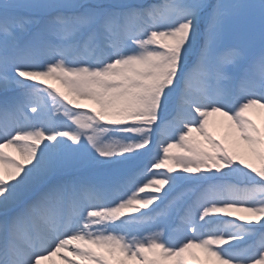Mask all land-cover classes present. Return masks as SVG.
<instances>
[{
    "label": "snow or ice",
    "instance_id": "6c2138e0",
    "mask_svg": "<svg viewBox=\"0 0 264 264\" xmlns=\"http://www.w3.org/2000/svg\"><path fill=\"white\" fill-rule=\"evenodd\" d=\"M54 257L264 264V0H0V264Z\"/></svg>",
    "mask_w": 264,
    "mask_h": 264
},
{
    "label": "rangeland",
    "instance_id": "374dc122",
    "mask_svg": "<svg viewBox=\"0 0 264 264\" xmlns=\"http://www.w3.org/2000/svg\"><path fill=\"white\" fill-rule=\"evenodd\" d=\"M54 83L55 84H53L55 87H59V85L54 81ZM253 118L254 119H258V116L255 114V113H253ZM210 119H216V120H218L219 118L218 117H214V118H210ZM215 131H216V134H217V136L219 137V136H221L222 135V130H220V129H215ZM13 152V151H12ZM14 156H16L17 155V157H16V159H19V154L14 150V154H13ZM20 159H21V157H20ZM193 264H195V262H193Z\"/></svg>",
    "mask_w": 264,
    "mask_h": 264
},
{
    "label": "bare ground",
    "instance_id": "6f19581e",
    "mask_svg": "<svg viewBox=\"0 0 264 264\" xmlns=\"http://www.w3.org/2000/svg\"><path fill=\"white\" fill-rule=\"evenodd\" d=\"M5 151H6L9 155L14 156V155H13V154H14V149H5ZM12 151H13V152H12ZM14 157H17V155L14 156ZM19 159H20V157H19ZM53 260L55 261V264H61V261H60L57 257H54Z\"/></svg>",
    "mask_w": 264,
    "mask_h": 264
}]
</instances>
